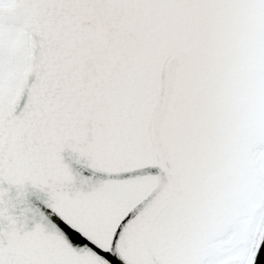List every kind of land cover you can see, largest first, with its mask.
Masks as SVG:
<instances>
[{
  "label": "snow or ice",
  "instance_id": "snow-or-ice-1",
  "mask_svg": "<svg viewBox=\"0 0 264 264\" xmlns=\"http://www.w3.org/2000/svg\"><path fill=\"white\" fill-rule=\"evenodd\" d=\"M0 264H264V0H0Z\"/></svg>",
  "mask_w": 264,
  "mask_h": 264
},
{
  "label": "water",
  "instance_id": "water-1",
  "mask_svg": "<svg viewBox=\"0 0 264 264\" xmlns=\"http://www.w3.org/2000/svg\"><path fill=\"white\" fill-rule=\"evenodd\" d=\"M65 157V161L69 163V165L76 171V172H82L85 176L94 177L96 179L101 178L100 173H93L91 170L84 169L81 167V165L77 164L74 160L73 155L69 151H65L63 153ZM46 199L45 193L39 192L35 189H32L29 187L28 189V195H27V201L30 206L33 208H39L44 209L45 206L43 204V200ZM36 220H39V215L36 216ZM29 227L33 226L34 221L29 220Z\"/></svg>",
  "mask_w": 264,
  "mask_h": 264
}]
</instances>
